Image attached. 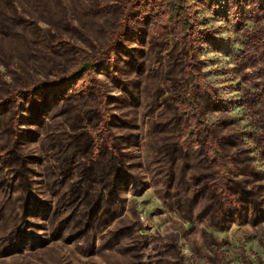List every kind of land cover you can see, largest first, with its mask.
<instances>
[{
    "label": "rangeland",
    "instance_id": "374dc122",
    "mask_svg": "<svg viewBox=\"0 0 264 264\" xmlns=\"http://www.w3.org/2000/svg\"><path fill=\"white\" fill-rule=\"evenodd\" d=\"M255 165L264 0H0V264H195Z\"/></svg>",
    "mask_w": 264,
    "mask_h": 264
},
{
    "label": "crops",
    "instance_id": "0c3cea01",
    "mask_svg": "<svg viewBox=\"0 0 264 264\" xmlns=\"http://www.w3.org/2000/svg\"><path fill=\"white\" fill-rule=\"evenodd\" d=\"M257 171L264 173V166ZM262 177V176H261ZM259 189L264 192V177ZM261 210L264 214V194ZM264 225V217L262 220ZM240 228L205 229L206 245H200L195 253V264H264V226L254 236L240 237Z\"/></svg>",
    "mask_w": 264,
    "mask_h": 264
},
{
    "label": "trees",
    "instance_id": "16d2710c",
    "mask_svg": "<svg viewBox=\"0 0 264 264\" xmlns=\"http://www.w3.org/2000/svg\"><path fill=\"white\" fill-rule=\"evenodd\" d=\"M85 69H82L80 72L83 73Z\"/></svg>",
    "mask_w": 264,
    "mask_h": 264
}]
</instances>
